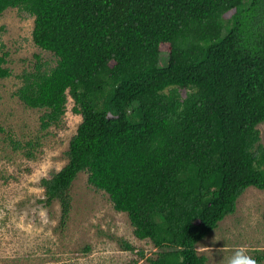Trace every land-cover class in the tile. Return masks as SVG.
I'll return each instance as SVG.
<instances>
[{
    "label": "trees",
    "instance_id": "obj_1",
    "mask_svg": "<svg viewBox=\"0 0 264 264\" xmlns=\"http://www.w3.org/2000/svg\"><path fill=\"white\" fill-rule=\"evenodd\" d=\"M13 8L57 57L36 56L15 95L44 110L43 130L70 98L82 116L68 163L41 180L43 205L58 201L65 226L85 172L154 246L150 264H207L197 246L249 187L264 191V0H0V16Z\"/></svg>",
    "mask_w": 264,
    "mask_h": 264
},
{
    "label": "rangeland",
    "instance_id": "obj_2",
    "mask_svg": "<svg viewBox=\"0 0 264 264\" xmlns=\"http://www.w3.org/2000/svg\"><path fill=\"white\" fill-rule=\"evenodd\" d=\"M33 29L34 18L17 8L0 16V53L9 54L12 70V76L0 80V264H150L154 246L134 235L128 215L117 212L108 195L89 184L87 173L73 183L65 226L60 203L46 207L41 202V180L68 163L69 144L82 116L74 113L70 98L62 121L43 130L44 110L27 107L15 95L23 84L19 76L33 69L36 56L48 68L57 64L52 52L34 43ZM259 129L264 144V124ZM122 240L136 252L124 250ZM238 246L255 259L264 254V191L255 187L245 191L236 213L220 222L197 250L207 264H226ZM137 251H144L146 258Z\"/></svg>",
    "mask_w": 264,
    "mask_h": 264
},
{
    "label": "clouds",
    "instance_id": "obj_3",
    "mask_svg": "<svg viewBox=\"0 0 264 264\" xmlns=\"http://www.w3.org/2000/svg\"><path fill=\"white\" fill-rule=\"evenodd\" d=\"M226 264H257V261L246 247L238 246L226 258Z\"/></svg>",
    "mask_w": 264,
    "mask_h": 264
}]
</instances>
